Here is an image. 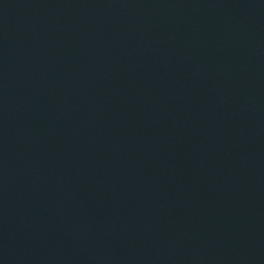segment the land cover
I'll list each match as a JSON object with an SVG mask.
<instances>
[{"label":"water","instance_id":"95a60500","mask_svg":"<svg viewBox=\"0 0 264 264\" xmlns=\"http://www.w3.org/2000/svg\"><path fill=\"white\" fill-rule=\"evenodd\" d=\"M0 264H264V0H0Z\"/></svg>","mask_w":264,"mask_h":264}]
</instances>
